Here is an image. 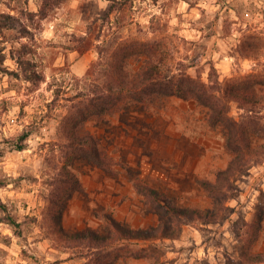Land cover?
Wrapping results in <instances>:
<instances>
[{"label":"rangeland","instance_id":"rangeland-1","mask_svg":"<svg viewBox=\"0 0 264 264\" xmlns=\"http://www.w3.org/2000/svg\"><path fill=\"white\" fill-rule=\"evenodd\" d=\"M111 4L0 0V264H96L85 232L104 233L111 219L140 228L158 222L136 178L179 207H212L200 180H214L231 154L194 100L128 102L104 120H86L83 129L116 162L112 171L71 153L67 116L84 102L85 71L98 56L93 45L72 47L91 23L104 38L168 41L176 57L195 63L189 71L207 80V61L222 82L264 79V0H128L108 17ZM231 112L241 110L232 103ZM69 172L79 187L63 182ZM233 182L218 217L127 240L147 255L115 264H264V219L255 226L264 160Z\"/></svg>","mask_w":264,"mask_h":264},{"label":"trees","instance_id":"trees-1","mask_svg":"<svg viewBox=\"0 0 264 264\" xmlns=\"http://www.w3.org/2000/svg\"><path fill=\"white\" fill-rule=\"evenodd\" d=\"M111 1L108 17L113 12L124 10L128 0ZM4 17L9 18L8 15ZM75 42L73 50L83 52L93 45L98 56L90 61L85 71L87 88L81 94L84 102L74 106V112L67 116L66 123L74 127L65 131L72 154L80 155L102 169L114 170L116 162L108 156L99 138L83 129L84 122L91 117L104 120L128 102L144 104L170 96L194 100L205 108L209 125L222 131L226 149L231 154L227 165L216 172L214 180H200L212 199L210 209L179 207L171 198L136 178L134 186L151 203L159 216L158 222L154 226L140 228L128 227L111 219L104 226V233L95 230L85 232L84 237L88 238L96 264H115L129 256L147 255L142 249L129 247L130 241L127 240L167 236L176 227L196 219L218 217L235 188V174L264 160V79L236 77L222 82L214 64L207 61V80L201 74L193 75L189 68L195 63H186L184 58L176 57L179 50L171 48L168 41L121 35L104 38L102 31L94 35L91 23ZM232 103L241 110L238 116L231 112ZM22 148L19 145V149ZM63 182H69L71 187L80 185L77 176L71 172ZM54 202L58 206V200ZM261 204L255 214L258 230L264 219V202ZM245 255L251 260L258 256Z\"/></svg>","mask_w":264,"mask_h":264}]
</instances>
